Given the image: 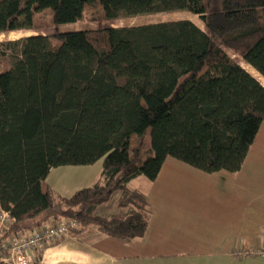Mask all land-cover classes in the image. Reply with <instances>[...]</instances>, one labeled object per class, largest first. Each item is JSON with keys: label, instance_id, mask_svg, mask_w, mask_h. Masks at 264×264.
<instances>
[{"label": "trees", "instance_id": "obj_1", "mask_svg": "<svg viewBox=\"0 0 264 264\" xmlns=\"http://www.w3.org/2000/svg\"><path fill=\"white\" fill-rule=\"evenodd\" d=\"M176 10L198 15L204 28L183 18L1 43L0 200L16 219L9 232L71 218L76 232L96 226L137 238L150 209L128 181L155 180L167 157L205 173L241 168L264 122V86L233 54L264 78V0H0V32ZM147 129L148 144H137ZM100 159L99 177L71 195L44 183L51 168ZM115 191L118 211L97 213Z\"/></svg>", "mask_w": 264, "mask_h": 264}, {"label": "crops", "instance_id": "obj_2", "mask_svg": "<svg viewBox=\"0 0 264 264\" xmlns=\"http://www.w3.org/2000/svg\"><path fill=\"white\" fill-rule=\"evenodd\" d=\"M177 163L173 165L179 167ZM101 165L100 159L82 165V169L54 167L44 181L68 196L92 184L99 177ZM197 171L195 182L189 184L155 189L158 176L153 181L137 176L127 182L128 187L134 179L146 184L143 189L136 188L143 190L150 209L142 236L122 240L100 232L96 226H87L46 242L33 252L32 260L40 255L39 264H264L262 256L236 258L232 254L239 248H264V122L238 171L204 172V176ZM119 197V191L113 192L108 202L98 206L97 213H116ZM184 216L189 221L183 220ZM25 224L20 233L28 235L38 222ZM186 226L187 235L171 233Z\"/></svg>", "mask_w": 264, "mask_h": 264}, {"label": "rangeland", "instance_id": "obj_3", "mask_svg": "<svg viewBox=\"0 0 264 264\" xmlns=\"http://www.w3.org/2000/svg\"><path fill=\"white\" fill-rule=\"evenodd\" d=\"M183 18L190 19L194 23H196L199 27L204 28V24L198 15L192 14L188 11L176 10V11H168V12L145 13V14H140V15H136V16L122 17L120 19H117V20H114L111 22H104L101 24H95V23L78 24V23H74L71 25H65L59 29L58 28L57 29H54V28L42 29V30H38L37 32L28 31L25 29L15 30V31H12L9 33L0 32V45L2 42L7 41V40H15V39H18V38H21L24 36H28L31 34H37V33L50 34V33H53V31L55 32L56 30H77V29H84V28L103 27V26H108V25H111V26L137 25V24L153 23V22H158V21L183 19ZM233 58L237 62H239L254 77H256L257 80H259L261 82V84L264 86V78L261 77V75L255 69H253L250 65H248L246 62L241 60L237 55L233 54ZM134 136H136V135H134ZM142 140L145 143L147 142V144H148V140H149V130L148 129L145 131L144 135H142V138H140L138 140L137 144L139 142H142ZM139 146H142V144ZM145 149H146V147H145ZM173 162H174V164H175V162H178L177 164H179V167L177 165H173ZM180 166H184V167H180ZM76 168L82 169V166H78ZM194 171H197L200 174H203V176L205 174L203 171L196 169L192 166H189L185 163H182V162L176 160L175 158L167 157L164 165L162 166L161 172L158 175V178L154 183L155 185L153 188L157 189V188H159V186L167 185V184H173V185L175 183H181V184L182 183H188L189 184V183H191V181L195 182ZM141 178H144V177H141ZM44 183H45V181H44ZM128 185H129V188H141V189H143L142 187L146 186L145 182H143L140 179H134L133 181L129 182ZM140 191L143 192V190H140ZM152 193H153V191H152ZM185 219H186V221H189L187 216H184L183 220H185ZM186 221H183V222H186ZM21 225H22V227H25L26 224L21 223ZM182 230H184V231H182ZM185 232H189V226H186L184 229L174 228L171 233H173V234L177 233L178 235H181V236L189 234V233H185Z\"/></svg>", "mask_w": 264, "mask_h": 264}, {"label": "built area", "instance_id": "obj_4", "mask_svg": "<svg viewBox=\"0 0 264 264\" xmlns=\"http://www.w3.org/2000/svg\"><path fill=\"white\" fill-rule=\"evenodd\" d=\"M16 219L0 200V264H30L34 251L42 249L46 242L75 232L80 225L77 220L65 218L50 225L35 227L28 235L9 232ZM236 258L242 256H262L264 248L235 249Z\"/></svg>", "mask_w": 264, "mask_h": 264}]
</instances>
